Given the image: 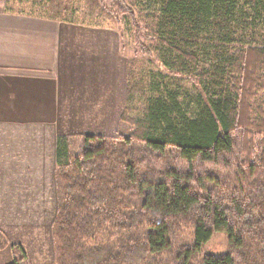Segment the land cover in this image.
Here are the masks:
<instances>
[{
	"label": "trees",
	"instance_id": "16d2710c",
	"mask_svg": "<svg viewBox=\"0 0 264 264\" xmlns=\"http://www.w3.org/2000/svg\"><path fill=\"white\" fill-rule=\"evenodd\" d=\"M82 23L135 42L131 132L57 135L46 264H264V0H82Z\"/></svg>",
	"mask_w": 264,
	"mask_h": 264
},
{
	"label": "crops",
	"instance_id": "0c3cea01",
	"mask_svg": "<svg viewBox=\"0 0 264 264\" xmlns=\"http://www.w3.org/2000/svg\"><path fill=\"white\" fill-rule=\"evenodd\" d=\"M40 7L0 0V176L16 183L45 173L54 188L57 135L117 131L126 61L102 26L44 16Z\"/></svg>",
	"mask_w": 264,
	"mask_h": 264
},
{
	"label": "rangeland",
	"instance_id": "374dc122",
	"mask_svg": "<svg viewBox=\"0 0 264 264\" xmlns=\"http://www.w3.org/2000/svg\"><path fill=\"white\" fill-rule=\"evenodd\" d=\"M36 1H40L44 5L39 10L44 16L67 20V17L73 14L68 19L82 23V0ZM102 27L105 28L103 29L104 39L119 40L121 62H128L135 57H140V55H136L134 40L122 31V26L119 23H105ZM90 31L94 32L93 29ZM111 113L114 116L117 114V112ZM101 114L105 115V112H101ZM116 130L123 135H129L131 132L129 125L121 120ZM75 141L80 142V139ZM4 179V176H0V229L7 234L10 244L19 243L25 248L31 264L51 262L50 223L55 208L51 175L46 176L45 173L18 175L16 183H6ZM226 245V235L216 232L205 243L202 251L222 253L226 249ZM15 255H17V251L10 247L0 250V264H10Z\"/></svg>",
	"mask_w": 264,
	"mask_h": 264
}]
</instances>
